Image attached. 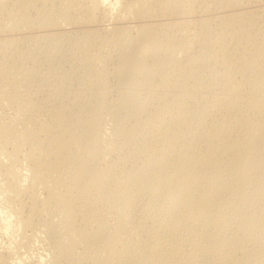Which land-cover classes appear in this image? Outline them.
<instances>
[{"label": "bare ground", "instance_id": "obj_1", "mask_svg": "<svg viewBox=\"0 0 264 264\" xmlns=\"http://www.w3.org/2000/svg\"><path fill=\"white\" fill-rule=\"evenodd\" d=\"M50 1L0 0V33L15 29V24L17 25L18 23H14L9 17L2 19L1 14H6L7 11L11 14L9 9L12 7L20 10L27 9L26 11H28L31 7L33 9V6L37 3H41L44 6L43 9H46L43 12L49 10L55 14V12L59 11L65 15V19L69 23H88L89 26L92 25V27L96 26L97 28H88L87 30L84 28L74 40L75 51L69 55L76 61L75 64L78 70L76 68V71L73 69L74 75H71L72 73L64 74L65 71L61 72L53 67L55 70L52 69L54 71L53 75L57 78L56 80L46 78L45 74V77L38 79L36 77L38 74H36L32 64L34 60L30 62L24 61L26 57L18 56V51L16 52L18 49L14 50L17 47L12 48L10 51L9 47L11 45L9 47L8 45L11 39H7L8 36L6 38L2 37L3 41L0 40V143L3 147H9V150L5 148L7 151L5 150L4 157L0 158V167L8 166L6 167L7 170L4 167L6 171H4L2 176H5V181H7L6 185L9 192V194L7 193V203L15 206V210H9L10 212L0 210V214H5V217L0 216V227L2 228L0 229L9 230L10 232L12 227L16 226L17 221L14 222L13 218L17 220L16 215L20 216L18 215L20 210L18 205L20 206L21 204L22 206L21 199L26 195L28 200L30 197V203L32 202V205L30 204L32 207H29L30 209L32 208L31 213L36 215L39 210H42L43 212H51L58 217V222L56 221L57 223L55 224L47 221L39 225L37 221L36 226L34 225L35 221L32 219L34 215L32 218L27 216L21 220L20 218L18 219L19 225L25 227L34 226L35 232L38 231V234L39 232L45 234V239H48L49 248L52 252L62 253L66 255L65 257L69 256L71 258H75L74 255L76 254L77 260L84 262V264H147V262L142 261L132 263L130 262L132 258L130 261L128 259L127 261L125 259H123L124 261L120 260V258H123L121 256L124 252L132 253L131 250L134 249V243L137 241L131 238V235H128L130 239L125 235L126 232L129 233L127 229V223L130 220L128 215L132 213L135 220H137L134 222L135 224L142 218L147 220L145 217L149 216V213L153 212L154 209L159 208V202L154 204L155 201L159 200L162 204L161 212L165 213L162 214L167 216L168 222L165 220V224L163 220L165 225L162 226V222L158 220L160 218L156 219L155 231L158 235L157 238L162 236L164 240L162 243L160 237L159 242L162 243L160 247L155 242L157 247L160 248L159 251L157 250L158 253L150 254V245L148 254L145 252L146 256L150 257V255H153V257H156V264H264V248L262 246L258 247L261 250L260 256L255 257L251 252L254 247H257V243L261 242L259 240L260 232L251 230L254 231L252 232L254 238L250 239L248 237L249 240L246 238L244 240L243 236L237 238L232 235L234 232H238L237 230H241L244 233L249 229L248 226L242 223H238V225L240 224L238 227L236 225L233 229L231 228V232H228V229L225 228L228 232V237L232 236L223 240V244L220 243L222 244L220 245L221 247L218 245L220 248L216 246V243L209 244V241H206V243H203L205 244L204 246L202 244L203 247L198 245L202 248L200 251L197 246L199 248L197 251L198 257L196 256L195 259L190 258L188 261L185 260L187 257L185 259L182 257L186 254V251L181 256H174L177 250L173 254V248L180 249L181 245L179 244L180 247H178L177 242L174 245L172 240L168 239L170 235L176 234L174 232L184 229L185 227L183 226L185 225H188L187 230L190 225L196 227L195 223L199 222L204 225L203 228L205 226L218 227L216 221L219 215L218 212H221L218 208H221L220 206L224 202L221 203L222 201L220 202L217 199L221 194V189L226 186L224 182L225 184H231V181L229 183L225 181L226 177L221 172L224 170H222V167L220 169V167L216 166L218 163H223L228 157L230 159V156L236 158L240 151L245 150V152L243 151L244 153L248 152L249 155L251 154L253 164L252 162L250 164L258 166L257 172L260 171L259 168L264 169L263 28L255 26L258 29H262L261 36L257 34L256 36L254 33V35L248 34L251 21L250 25H246L247 29L249 27L247 32L244 29V24L247 21L243 23L244 26L242 22L247 17L248 12L242 8L240 1L239 3L236 2L237 7H241L243 10L238 9L235 12L230 11V7L233 8L234 5L232 0L211 1L213 4L215 2L219 9H222L217 20L221 29L219 28L217 31L212 28V25L210 26L209 20L205 17L198 22V26L196 24L198 17L195 22L190 19L191 16L188 13L190 11L193 13L195 8L194 3H191L193 0ZM202 6L206 7V4ZM26 11L25 13H27ZM200 11L202 12V10ZM25 13L22 11V14ZM185 13L189 17L185 16ZM43 14H45L44 22L49 26L55 27V24L59 20L61 21L58 13V18L46 16V12ZM193 15L195 16V14ZM164 17H167L166 19H169V21L170 19L171 21L174 19V21H166ZM104 18L106 21L111 22L112 20V24L109 26L104 25V23L99 24L101 22L100 19L103 20ZM156 18L163 20L157 23ZM132 19H136L137 24L130 26L128 23ZM4 21L5 23H3ZM155 21L157 24L154 23ZM253 25H255V22L251 26L254 27ZM20 26L23 27L22 24ZM254 30L257 33L256 29ZM258 32L260 31L258 30ZM75 34L77 35L78 33L75 32ZM247 36L250 37V40L247 39ZM21 41L20 39L18 43H23L24 40ZM69 42H71L70 39ZM44 43L45 41H43ZM46 43L49 45V41ZM44 45L46 47L47 44ZM50 45L52 44L50 43ZM102 47L109 49V52L106 50L108 54H103ZM65 48L67 47L65 46ZM58 49L54 50L53 56L57 57L55 54L57 53L58 55L61 52ZM34 52H36V49ZM40 53L38 51L34 59L39 57ZM66 53L63 55L61 53L60 58L66 57ZM19 54L23 55V53ZM31 58L33 59V57ZM41 62L43 61L41 60ZM65 62L67 61L65 60ZM59 64L58 66L62 65V63L61 65ZM35 67L37 68V66ZM41 67H43L42 64ZM79 69L81 71L77 73ZM70 70L72 71V68ZM81 72L83 73L79 76ZM237 74L241 76L240 79H237ZM49 75L51 76L50 72ZM109 75L115 78V80L111 79L115 82L111 86L112 89L107 88L109 83L106 78L108 79ZM59 78L63 80L62 83H58ZM216 82L221 83L218 87L219 94L216 96L212 94V98L208 99L207 97L205 99L207 94L205 91L208 88L212 91L215 88L212 89L211 87L215 85L217 88L218 84ZM63 84L66 85L67 90L65 95L62 91L63 101L61 102L60 99L62 97L59 92ZM70 86H74V92L72 91V93L68 90ZM58 88L57 93L56 90ZM108 90H115L117 99L116 104L114 103L115 105H112L110 110L113 118H115L111 130L107 134L105 124H102L104 118L101 119L103 116L101 115L100 117L99 112H97L99 108L97 102L100 97L102 98V95L104 97L109 92ZM208 91L211 92L210 90ZM200 92H205V94L203 93L204 95L198 97L197 93ZM86 103H93L95 110H89L88 114L83 113ZM100 104L102 103L100 102ZM8 106H14V108H11H13L12 113L17 110L16 114L14 113L15 115L12 113L11 116L8 115L11 112V108L9 112H4ZM93 107L91 106L92 109ZM70 108H72L71 110L74 109L73 112ZM14 109L16 110L14 111ZM86 109L88 108L86 107ZM42 113H45L47 117L44 118ZM109 126L111 125L109 124ZM3 147L1 149L0 146V150H3ZM22 151H25L23 158H21ZM3 152L0 151V154ZM108 155L111 157L110 162L107 160ZM227 166L229 167V164ZM242 168L244 167L241 166L240 169ZM244 169V177L249 179L247 177V169ZM230 170H228V173L232 172ZM233 170L235 171V168ZM250 170L247 171L250 172ZM239 173L238 171L237 175ZM228 176L230 177V174ZM235 178H238V176L233 178L236 181ZM238 179H240V174ZM5 181H2V184H5ZM25 182H27V185ZM223 185L224 187L221 188ZM245 185L247 184L245 183ZM252 185L255 186L256 184H251L250 186ZM229 186L228 189L231 187ZM256 187L255 189L252 187L255 192L257 191ZM259 187L258 189L260 190L262 187ZM39 188L42 189H40L42 191L40 194L45 193L42 198L38 197L39 192H36ZM246 191L248 192V189ZM3 193L5 194L6 192L4 191ZM262 193L263 195L260 192L262 198H259L263 201L264 186ZM228 194L230 193L228 192ZM254 194L256 195V193ZM223 196L227 197L228 195ZM254 197H251L253 201ZM113 204L119 205V208L121 206L125 215L121 216L123 212L119 210L120 215H116V210L111 209ZM155 205L157 208H155ZM225 205L222 207L225 208ZM3 206L0 208H3ZM114 208L116 209L117 207ZM239 208L241 209V206ZM230 210H233V208H230ZM42 211L40 213H43ZM157 211L156 213H158ZM22 213L24 214V211ZM228 213L230 214V212ZM235 214L237 216V213ZM57 217H54V219H57ZM154 218L152 217V219ZM253 218L257 227L264 229V206L262 208L259 207L254 212ZM150 220L148 219V221ZM139 224L141 226V222ZM197 227L198 229L201 228ZM135 228H138L140 232L143 231L141 229H144V227ZM225 229L221 230L226 232ZM1 230L0 238L3 235ZM205 230L207 231V229ZM17 231L15 230V232ZM151 231L154 230L152 229ZM206 231L203 233V239ZM147 232H145L146 237L149 238ZM152 233L149 235H152ZM197 233H199L198 230ZM197 233L195 232L196 235ZM227 234L224 235L226 236ZM238 234L241 236L239 232ZM198 235L200 243V237L202 236H200V233ZM245 235L244 237L248 236ZM186 236L188 238V235ZM207 236L209 240L211 236L206 235V238ZM218 236L220 237L221 235ZM190 237H192V234ZM14 238L16 240V237ZM187 238L182 237L185 240ZM214 239L217 240L216 237ZM138 241V243L142 244L140 240ZM207 243L208 245H206ZM140 244H138L137 248H139ZM191 244L193 245V240ZM195 246L193 245V247ZM76 247L80 248V251H75ZM154 247L152 246V249ZM9 248L10 246H6V250H0V264H24L26 260L21 257L22 254L19 256V253L17 257H13L9 252ZM145 249L147 250L148 248ZM138 250L135 251L137 252ZM141 250V253L146 251ZM256 250L258 249L256 248ZM151 251L152 253L155 252ZM180 252L182 250H178L177 253L179 254ZM211 255H215L213 258H218L217 261L210 259ZM59 258L61 257L59 256ZM74 258L71 260L76 262ZM140 259L143 258L140 257ZM133 262H135L134 259Z\"/></svg>", "mask_w": 264, "mask_h": 264}, {"label": "rangeland", "instance_id": "obj_2", "mask_svg": "<svg viewBox=\"0 0 264 264\" xmlns=\"http://www.w3.org/2000/svg\"><path fill=\"white\" fill-rule=\"evenodd\" d=\"M50 1V0H49ZM79 1V0H78ZM201 1H202V3H201ZM208 0H198V2H200L199 4H198V2H197V0H193V2H191L192 4L194 3V7L195 8H197V9H195L194 8V10H193V13H192V11H190L188 14H190L189 16H191V18L190 19H192L194 22H195V20L197 19V17H198V19L196 20L197 21V26H198V22H200L201 20H202V18H207L209 21V23H210V26L212 25V28L215 30L216 29V31L217 30H219V28L221 29V27L220 26H218V23H217V20H218V17H220L219 15L221 14V11H222V9H219V7L217 6V5H215V2H214V4H213V2L211 3V1H214V0H209V2H207ZM233 2H234V5H233V8L232 7H230V11H232V12H235V11H237L238 9H244L246 12H248L247 13V17L243 20V22H242V25H243V23H245L246 21V23H248V24H244L243 26L245 27L244 29L248 32V29H249V27H248V29H247V26L246 25H250V21H251V25L255 22V25H253L254 27H252L251 25H250V29H249V32H248V34L249 35H258V36H261V30L262 29H258L257 27H255V26H260V28L262 27L263 28V30H264V0H232ZM239 1L242 3V5L241 6H243L242 8L240 7V8H238L237 6V3H239ZM51 3H52V1H50ZM197 2V3H196ZM205 2V4H206V7L204 8L202 5H205V4H203ZM237 2V3H236ZM8 3H10V2H8ZM196 4V5H195ZM200 4H202V5H200ZM208 4V5H207ZM36 5H39V6H36ZM40 5H41V3H37V4H35V6H33V9H32V7L30 8V10L28 9V11H26L27 9H25V10H20V9H17L16 7H12L11 9H9V12H11V14L10 13H8V11L6 12V14L5 13H3V14H1V17H3L2 19H4V17H5V19H6V17H9V18H11V20L12 21H14V23H16V22H18L17 23V25L15 24V26L17 27H15V29H13V30H10L9 32L7 31V32H4V33H6V34H4V33H0V40L1 41H3L4 39V37L6 38L7 36V39L8 38H10L11 39V41H10V43H9V45H8V47L11 45V47H9V50L11 51L12 50V48H14V47H17V48H14V50H16V49H18V50H16V52H17V54H18V56H20V57H22V58H24V57H26L25 58V60L24 61H28V62H30V61H33V66H34V68H35V70H36V74H38V75H36V77L38 78V79H41L42 77H45V75H46V78H51V79H57L56 77H55V75H53L54 73V71L55 70H60L61 72H64V74H66V73H68V74H71V75H74L73 74V71L75 70L76 71V69H77V66H76V61L72 58V57H70V55L75 51V43H74V40L76 39V37L80 34V32L82 31V30H84V28H85V30H87L88 28H92V29H94V27H96V26H93L92 27V25H90L89 26V24L88 23H80V22H77V23H69V21L67 20V19H65V15H63V14H61L59 11L56 13L55 12V14H54V12H50L49 10H47V11H44V12H46V16H49V17H53V18H58L57 17V15L59 16V18H61V21L59 20V22H57L56 24L58 25H56L55 24V27H53V26H49V25H47L45 22H44V19L43 18H45V14H43L44 12H43V10H46V9H43L44 8V6H42L41 5V7H40ZM209 5H211V6H209ZM212 5H215V6H212ZM198 6V7H197ZM200 6V7H199ZM202 6V7H201ZM208 6V7H207ZM36 9H38V10H36ZM212 7V8H211ZM246 7V8H245ZM199 8H200V10H202V12L199 10ZM201 8H203V9H201ZM237 8V9H236ZM15 9H17V10H15ZM32 9V10H31ZM41 9V10H40ZM205 9V10H204ZM242 9V10H243ZM199 10V11H198ZM218 10V11H217ZM241 10V11H242ZM22 11H23V13H25V11L27 12V13H25V14H22ZM40 11V12H39ZM42 11V12H41ZM194 11H196V12H194ZM19 12H21V13H19ZM201 12V13H200ZM207 12V13H206ZM213 12V13H212ZM8 13V14H7ZM14 13V14H13ZM42 13V14H41ZM51 13V14H50ZM199 13V14H198ZM50 14V15H49ZM54 14V15H53ZM188 14L187 13H185L184 15L185 16H188ZM192 14V15H191ZM193 14H195V16L193 15ZM203 14V15H202ZM3 15V16H2ZM11 17H10V16ZM14 15V16H13ZM22 15V16H21ZM24 15H26V16H24ZM44 15V16H43ZM60 15H62V16H60ZM259 15H260V17H259ZM263 17H262V16ZM17 16V17H16ZM24 16V17H23ZM43 16V17H42ZM188 16V17H189ZM250 16V17H249ZM252 16V17H251ZM14 17V18H13ZM255 17V18H254ZM262 17V18H261ZM17 18V19H16ZM23 19L22 20V22H20L21 21V19ZM67 18V17H66ZM165 19L167 18V17H164ZM195 18V19H194ZM215 18V19H214ZM249 20H248V19ZM250 18H251V20H250ZM42 19V20H41ZM64 19V20H63ZM105 19V18H104ZM102 20V19H100V21L102 22H100L99 24H103L104 23V25H110V24H112V20H111V22L110 21H106V19L105 20ZM200 19V20H199ZM247 19V20H246ZM17 20V21H16ZM19 20V21H18ZM29 23V25H28V23L26 22V21ZM67 20V21H66ZM155 20H157V23L158 22H160V21H162L160 18H156ZM199 20V21H198ZM252 20H255V21H252ZM166 21H169V19H166ZM170 21H171V19H170ZM169 21V22H170ZM174 21V19H172V21L171 22H173ZM257 21V22H256ZM63 22V23H62ZM3 23H5V21L3 22ZM23 25V27L25 28H23L22 26H20L21 24ZM44 23V24H43ZM61 23V24H60ZM137 24V22H136V19L134 20V19H132V20H130V22L128 23V25H130V26H132V25H134V24ZM154 23H156V21L154 22ZM156 23V24H157ZM27 24V25H26ZM60 24V25H59ZM73 24V25H72ZM127 24V23H126ZM135 24V25H136ZM80 25H81V27H80ZM118 25H121V24H118ZM46 26V27H45ZM58 28H57V27ZM77 26H79V27H77ZM217 26V27H216ZM21 27V28H20ZM67 27V28H66ZM103 27V26H102ZM53 28V29H52ZM55 28H57V29H55ZM97 28V27H96ZM95 28V29H96ZM195 28H197V27H195ZM251 28H253V29H251ZM45 29V30H44ZM48 29V30H47ZM67 29V30H66ZM254 29H256V31H257V33L255 32V30ZM244 30V31H245ZM258 30L260 31V32H258ZM22 31V32H21ZM24 31V32H23ZM27 31V32H26ZM31 31V32H30ZM174 31V30H173ZM245 31V32H246ZM254 31V32H253ZM69 32V33H68ZM71 32V33H70ZM74 32V33H73ZM75 32L76 33H78L77 35L75 34ZM245 32H244V35H245ZM51 33V34H50ZM63 33V34H62ZM65 33H66V36H65ZM254 33V34H253ZM258 33H260V34H258ZM4 34V36H2ZM58 35V36H56V35ZM68 34V35H67ZM70 34V35H69ZM74 34L76 35L75 36V38L73 37L74 36ZM247 34V33H246ZM49 37H48V36ZM62 35V36H61ZM256 35V36H257ZM18 36V37H17ZM52 36V37H51ZM54 36V37H53ZM56 36V37H55ZM65 36V37H64ZM246 36V35H245ZM3 37V38H2ZM47 37H48V39H47ZM52 38V42H51V38ZM62 37V38H61ZM248 37V36H247ZM246 37V38H247ZM57 40H56V39ZM68 38V39H67ZM3 39V40H2ZM9 39V40H10ZM18 39H19V41H20V39L23 41V43H18L19 41H18ZM63 39H64V41H63ZM69 39H70V41L71 42H69ZM247 39H249L250 40V37H248ZM15 40H17L16 42H15ZM49 41V45H48V43H46V42H48ZM54 40H55V42H54ZM12 41H13V44H12ZM21 41V42H22ZM40 43H39V42ZM43 41H45V43L44 44H47L46 45V47H48V48H50V46H51V48L50 49H48V48H46V47H44L45 45L43 44ZM73 41V42H72ZM54 42V43H53ZM61 42V43H60ZM15 43H16V45H15ZM18 43V44H17ZM50 43L52 44V45H50ZM64 43V44H63ZM71 43V44H70ZM21 44V45H20ZM23 44V45H22ZM40 44V45H39ZM44 46H43V45ZM54 44V45H53ZM60 44V45H59ZM62 44V45H61ZM69 44H70V46H69ZM15 45V46H14ZM39 45V46H38ZM41 45H42V47H44V48H42L41 47ZM59 45V46H58ZM18 46H20V47H18ZM54 46H57V47H54ZM65 46L67 47V48H65ZM73 46V47H72ZM40 47H41V49H40ZM54 47V48H53ZM65 49H64V48ZM20 48V49H19ZM21 48H22V50H21ZM53 48V49H52ZM59 48V49H58ZM62 48V49H61ZM33 49V50H32ZM35 49H36V52H34L35 51ZM41 51H40V50ZM43 49V50H42ZM48 49V50H47ZM56 49H58V50H60L59 52L60 53H58V55H57V53L55 54L57 57H55V56H53V53H54V50L56 51ZM19 50H21V51H19ZM24 50V51H23ZM28 50H30V51H28ZM39 52H43L42 53V55H41V53L39 54V57H36L35 59H34V57L35 56H37L36 55V53L38 54V51ZM49 50H51L50 52H49ZM106 50L109 52V49L107 48V47H102V52H103V54L104 55H106V54H108V52H106ZM193 50V49H192ZM191 50V51H192ZM197 50V49H196ZM196 50H194L195 52H197ZM28 51V52H27ZM44 51L46 52L45 54L47 55H45L44 54ZM48 51V52H47ZM64 53H66V57L65 56H63L62 58H60L61 57V53H62V55L64 54ZM69 51V52H68ZM105 51V52H104ZM254 51V50H253ZM52 52V53H51ZM15 53V52H14ZM19 53H23V55L22 54H19ZM26 54V56H25V54ZM71 53V54H70ZM46 56V58H45V56ZM49 54V55H48ZM70 54V55H69ZM33 55V56H32ZM52 55V56H51ZM69 55V56H68ZM24 56V57H23ZM30 56V57H29ZM40 56H42V57H40ZM49 56V57H48ZM20 57H19V59H20ZM30 59H29V58ZM31 57H33V59L31 58ZM44 57V58H43ZM59 57V58H58ZM28 58V59H27ZM50 58V59H49ZM66 58V59H65ZM32 59V60H31ZM36 59H38V60H36ZM39 59H41L43 62H41V60L39 61ZM50 61H48V60ZM55 59V60H54ZM57 59H58V61H57ZM55 61V62H52V61ZM64 60V61H63ZM65 60L67 61V62H65ZM35 61H37V63H35ZM46 61V62H45ZM48 61V62H47ZM71 62V63H70ZM47 63V64H46ZM49 63H50V65H49ZM59 65H61V63H62V67L61 66H58V64ZM69 63V64H68ZM74 65H73V64ZM40 64V66H38ZM41 64L43 65V67H41ZM55 64V65H54ZM56 64H57V67H56ZM65 64V65H64ZM68 64V65H67ZM46 65V66H45ZM35 66H37V68H38V72H37V68L35 67ZM45 66V67H44ZM48 66V67H47ZM71 66V67H70ZM41 67V68H40ZM53 67L55 68V70L53 69ZM61 67V68H60ZM51 68V69H50ZM72 68V71L70 70ZM76 68V69H75ZM40 69H41V71H40ZM54 71H53V70ZM74 69V70H73ZM50 70V71H49ZM58 70V71H59ZM78 70V69H77ZM81 71V69H79V71H77V73H79ZM82 71H83V69H82ZM41 72V73H40ZM49 72H50V74H51V76L49 75ZM82 73L83 72H81L80 74H79V76H81L82 75ZM45 74V75H44ZM43 75V76H42ZM48 75V76H47ZM78 76V77H79ZM238 78L237 79H240V77L241 76H239L238 74L236 75ZM41 77V78H40ZM53 77V78H52ZM51 79H49V80H51ZM110 79V80H109ZM111 79H114L115 80V78L113 77L112 78V76L111 75H109L108 76V79L106 78V80L108 81V85H107V88L109 87L110 89H112V85H114L115 84V82H114V80H111ZM106 80H105V82H106ZM63 82V80H61L60 78H59V80H58V83H62ZM107 83V82H106ZM218 85H217V88H216V85L215 86H213V87H211L212 89L213 88H215V89H213L212 91H211V89H207L205 92L207 93L206 95H205V99H207V97H208V99L211 97L212 98V94L214 95V96H216V95H218L219 94V92H218V90H219V86H220V82H216ZM215 83V84H216ZM64 85L65 84H63L62 85V87L60 88V92H59V94H60V96L62 97V91H63V93H64V95L66 94L65 93V91L67 90V88H66V85H65V87H64ZM70 88H71V90H70ZM70 88L68 87V90H69V92H71L72 93V91L74 92V86H70ZM61 89H63V90H61ZM217 89V90H216ZM58 90H59V88L56 90V92L58 93ZM208 90H210L211 92H209ZM215 90V91H214ZM109 91V90H108ZM217 91V92H216ZM205 92H203L204 94H205ZM208 92H209V94H208ZM214 92V93H213ZM115 93H117L115 90H110L109 92H107V94L103 97V95H102V98L100 97V99H99V101L97 102V105H98V111L97 112H99V115H100V117H101V115L103 116L101 119H103L104 118V120H102L103 121V123L102 124H105L104 126H105V130H106V132H107V134L109 133V131L111 130V128H112V125H113V123H114V118H113V114L111 113V107H112V105L114 106L115 104H116V97H117V94H115ZM202 92H200V93H197V95H198V97H200V95H204L203 93L201 94ZM216 93V94H215ZM116 95V96H115ZM211 95V96H210ZM58 96V95H57ZM108 96V97H107ZM42 98V97H41ZM110 98V99H109ZM63 97L60 99V101L62 102L63 100ZM106 99V100H105ZM101 100V101H100ZM108 100V101H107ZM110 100V101H109ZM103 101V102H102ZM65 102H67V101H65ZM100 102L102 103V104H100ZM113 104H112V103ZM100 104V106H99V104ZM110 103V104H109ZM115 103V104H114ZM93 107L94 105H93V103H86V105L84 106V110H83V113H87L88 114V112H90L91 110H95V108L93 107V109L91 108V106ZM106 105H107V109H106ZM89 106V107H88ZM105 106V107H104ZM11 107H13L14 108V106H8V107H6V109L4 110V112L6 113V111L7 112H9V109L11 108ZM86 107L88 108V109H86ZM104 107V108H103ZM109 107V108H108ZM13 108H11V112H9L8 113V115H10L11 116V113H12V110H13ZM72 108H70V110H71ZM103 109V110H102ZM108 109H109V111H108ZM16 109H14V111H15ZM74 110V109H73ZM73 110H71L72 112H73ZM90 110V111H89ZM102 113H101V112ZM16 112H17V110H16ZM16 112H13L12 114L13 115H15L16 114ZM108 112V113H107ZM110 112V113H109ZM15 113V114H14ZM109 114V115H108ZM112 114V115H111ZM12 115V116H13ZM42 116L44 117V118H46L47 117V115H45V113H42ZM106 116V117H105ZM111 118V119H110ZM110 119V120H109ZM108 121H110V122H108ZM113 121V122H112ZM112 123V124H111ZM109 124L111 125V126H109ZM108 129V130H107ZM108 136V135H107ZM1 144V143H0ZM1 146V149H2V144L0 145ZM7 150H9V147H3V150H0L1 152H3L2 154H0V158H3L4 157V153H6L5 152V150L6 149ZM6 150V151H7ZM244 152H245V150H243ZM243 151H240V153L236 156V158L234 157V156H230L231 158H232V160H231V158L229 159V157H228V159H226V160H221V161H223V163H227V164H229V167L227 166V164H226V166H225V164H223L222 162L221 163H218V164H220V165H216L218 168L220 167V169H222V170H224V171H221V172H223L222 174L226 177V179L224 178V176H223V178L225 179V181L227 182L228 181V183L231 181V184H234V185H231L230 183L229 184H225V182H224V185H226L225 187H224V185L221 187V188H223V189H221V194L218 196V201H222L221 203H223V205H225L224 207L225 208H223L222 206H220L221 208H218V209H220V211L221 212H218V217H217V224H218V227H216V226H212V227H207V226H205L204 228H203V226L204 225H202V223L201 222H199V223H195V226L197 227V226H199V227H201V225H202V229L201 228H199L198 229V227L196 228V227H194V225H190L189 227H188V230H189V233H188V230H187V226L188 225H185V226H183V227H185L184 229L182 228V230L181 231H178V232H174V233H176L175 235H170V238L168 237V239L170 240H172V242L174 243V245H176V242H177V246L178 247H180V245H181V247H180V249L178 248V249H176V248H173V251H172V253L174 254L175 252H176V250H177V252H178V250L180 251V250H182V252H180L179 254L176 252V254H174V256H181V255H183V254H185L184 253V251H186V254L185 255H183L182 257H184L183 259H185L186 257H187V259H185L186 261H188V259L190 260V258H192V259H195V257L197 256L198 257V253H197V251H198V249L200 248V247H203L205 244H203V243H206V241H209V244L210 243H216V246H220V245H222L223 244V240H225L226 238H229L230 236H234V237H237V238H240V237H242L243 236V239L245 240V238L247 239V240H249V238L251 239V238H254V236H253V233L252 232H254V231H251V230H255V231H257V232H260V234H261V236L259 237L260 239L259 240H261V242H262V244H260L261 242L259 241V243H257V247H254L252 250L253 251H251L253 254H254V256L256 257H258V256H260L259 254L261 253V250H259V248L258 247H260V246H262V248H264V229H259L258 227H257V224L253 221L254 220V218H253V214H254V212H256L257 211V209L260 207V208H262L263 206H264V200L262 201L260 198H262V195H263V184H264V169H262V168H259V172H257L258 171V166H256V165H252L253 164V161H252V158H251V154L249 155V153L248 152H246V153H244ZM242 152V153H241ZM22 153V155H21V158H23V156H24V153H25V151H22L21 152ZM4 154V155H3ZM240 154H242V155H240ZM247 154V156H245ZM240 155V156H239ZM250 157H249V156ZM110 155H108L107 156V160L109 161L110 159H111V157H109ZM242 156V157H241ZM238 157V158H237ZM245 157H248V158H250L249 160H248V158H245ZM242 158V159H241ZM245 158V160H243ZM235 159V160H234ZM237 159V160H236ZM242 161V163H241V161ZM246 160H248V161H246ZM226 161V162H225ZM228 161H230V163H228ZM238 161V162H237ZM110 162V161H109ZM238 164H237V163ZM252 162V164H250ZM235 163V164H234ZM239 163H241V164H239ZM250 164V165H248V164ZM224 165V166H223ZM236 165H238L239 166V169H238V166H235ZM244 165V166H243ZM245 165H247V166H245ZM232 166V167H231ZM234 166V167H233ZM244 167V168H246L248 171H249V169H251L250 170V172H251V174H250V172H248L247 170H246V172H247V177L249 178V179H247V178H245L244 177V173H245V169L244 168H242V169H240V167ZM4 167L6 168V167H8V166H6V165H4ZM4 167L2 166V167H0V168H2V169H0L1 171V174H0V177H1V179H0V191L1 190H3V189H5V190H3L2 192H0L1 194V196H0V204H2V205H0V207L1 206H3L4 205V203H5V207L3 206V208H0V210H3L4 212H10L9 210H15V206L14 205H12V204H8L7 203V201H8V195H7V193L9 194V192H8V187H7V181H5L6 180V178H5V176H2L3 174H4V171H6L7 170V168H6V170L4 169ZM222 167V168H221ZM225 167V168H224ZM256 167V168H255ZM231 169L230 171H232L231 173L229 172L228 173V170L229 169ZM235 168V171L233 170ZM238 170H237V169ZM227 169V170H226ZM244 169V170H243ZM252 169H254V170H256V171H254V170H252ZM237 170V171H236ZM242 170V171H241ZM234 171V172H233ZM238 171L240 172L239 174H240V179H238L239 178V174L237 175V173H238ZM255 173H254V172ZM3 172V173H2ZM236 172V173H235ZM242 172V173H241ZM252 172H253V175H252ZM257 172V173H256ZM233 173H235L234 175H233ZM250 174V176H248L249 174ZM230 174V177L228 176ZM256 174V175H255ZM238 176V178H235L236 179V181L233 179L234 177H237ZM227 176H228V180H227ZM234 176V177H233ZM232 177V178H231ZM251 177V178H250ZM255 177V178H254ZM242 178H243V180H242ZM247 179L246 181H245V179ZM254 178V179H253ZM230 179V180H229ZM251 180H253V181H255L254 183L251 181ZM2 181H5L4 183L5 184H2ZM234 181H235V183H234ZM249 181H251V182H249ZM249 183V186H248V183ZM245 183L247 184V185H245ZM262 183V184H261ZM25 184L27 185V182H25ZM251 184H256L255 186H250ZM5 185H6V187H5ZM230 187L229 189H228V186ZM243 185H244V187H243ZM257 185H262V186H260V187H262L260 190L258 189V187H256ZM249 187V188H248ZM251 187V188H250ZM252 187H254L253 189H255V187H256V189H257V191L255 192L253 189H252ZM259 187V188H260ZM226 188V189H225ZM41 188H39L36 192L38 193V197L40 196L41 198L45 195V193H41L40 194V192H42L41 190H40ZM227 190V191H225V190ZM243 189H245V190H243ZM248 189V192L246 191ZM223 190V191H222ZM250 190H252V191H254V192H251ZM6 192L5 194H6V196H5V194L3 193V192ZM245 191V193L243 194V192ZM261 192V194H260V192ZM44 192V191H43ZM225 192H227V193H225ZM228 192L230 193V194H228ZM232 192V193H231ZM247 192V193H246ZM249 192H251L252 193V196H251V193H249ZM36 193V194H37ZM254 193H256V195L254 194ZM259 194V196H257L258 194ZM2 194H3V196H2ZM43 194V195H42ZM228 195L227 197L226 196H223V195ZM233 194V195H232ZM250 194V195H249ZM222 195V196H221ZM5 196V197H4ZM229 196H230V198H229ZM243 196H245V197H243ZM250 196V197H249ZM255 196V197H254ZM4 197V198H3ZM7 197V198H6ZM27 196L25 195V196H23V198L21 199V202H22V206H21V204H20V206L18 205V207H19V209L21 210V212H20V210H19V212H18V215H20L19 217L16 215V217L19 219L20 218V220L22 219V218H26L27 216H29L30 218H32V216H33V220L35 221H33L35 224V226H36V224L38 223L39 225H42V223H45V222H47L48 221V223L49 222H53V224H55V223H57L58 221V217L55 215V214H53V213H51V212H47V211H42V210H39V212L38 213H36V215H35V213L33 214V213H31V210H32V208L30 209L29 207H32L31 205H32V202L30 203V197H29V200L26 198ZM223 197V198H222ZM224 197H226V198H224ZM254 197V201H253V199L252 198ZM258 197V198H257ZM260 197V198H259ZM3 198V199H2ZM26 200H25V199ZM224 199V200H223ZM256 199V200H255ZM26 202H28V203H26ZM227 200H228V202H227ZM229 200H231V202H229ZM250 200H252V201H250ZM6 201V202H5ZM259 201H261V202H259ZM159 202V203H158ZM226 202V203H225ZM25 203V204H24ZM155 203H158V204H156V205H158V207L159 208H157V206L155 205V208H157V209H154V211L153 212H150L149 213V216H147V217H145L147 220H143V218L141 219V220H138V222H136L137 224H138V226H137V224H135L134 222L135 221H137V220H135V217L132 215V213L131 214H129L128 216H129V219L131 220H129V222L127 223V229H128V231H129V233H125V235H126V237L128 236V235H131L130 237L131 238H133V239H135V241H133V242H135L134 243V249H132L131 251H132V253H126V252H124L123 253V255H126V256H121V257H123V258H120V260H123V259H125L126 261H127V259H128V261H130V259H131V261L130 262H132V263H136L137 261L138 262H147V264L149 263V264H151V263H155L156 264V257L154 256L153 257V255H150V257H153V258H150L148 255L146 256V254H148V252L150 251V254H156V252H157V250L159 251V249L160 248H158L157 247V244L156 243H158L159 245V247L162 245V243H163V240L164 239H162L163 237L162 236H159L158 238H157V233H156V231H155V229H156V224L157 223H155V221H156V219H158V218H160V219H158L160 222H162L161 224H162V226H164L165 224H166V221H167V216H165V215H163V214H165V213H163V212H161V209H162V204H161V202L159 201V200H157V202L155 201L154 202V204ZM263 203V204H262ZM6 204H8V205H6ZM31 204V205H30ZM229 204H232V205H229ZM255 204H257V205H255ZM115 205V206H114ZM161 205V206H160ZM228 205V206H227ZM236 205V206H235ZM239 205V206H238ZM261 205V206H260ZM10 206V207H9ZM227 206V207H226ZM230 206V207H229ZM235 206V207H234ZM241 206V209L239 208ZM257 206V208H255ZM8 207V208H7ZM12 207H14V208H12ZM114 207H117L116 209L114 208ZM161 207V208H160ZM238 207V208H237ZM22 208V209H21ZM120 208H121V210H120ZM120 208H119V205H117V204H113V208L111 207V209H113V210H116L115 212H113V213H115L116 215H120V212L123 210L122 209V207L120 206ZM230 208H233V210H230ZM255 208V209H254ZM223 209V210H222ZM236 209V210H235ZM243 209V210H242ZM253 209H254V211H253ZM120 212H119V211ZM156 210H158L157 212L158 213H156ZM225 210V211H224ZM240 210H241V212H240ZM24 211V214L22 213ZM43 212V213H40V212ZM118 211V212H117ZM160 211V212H159ZM226 211H228V212H230V214L228 213V212H226ZM234 213H233V212ZM236 211V212H235ZM244 211V212H243ZM123 212V211H122ZM222 212H224V213H226V214H223ZM239 212V213H238ZM30 213V215H28ZM40 213V214H39ZM48 213V214H47ZM50 213V214H49ZM113 213H111V214H113ZM160 213V214H159ZM163 213V214H162ZM235 213H237V216H236V214ZM253 213V214H252ZM22 214V215H21ZM25 214H26V216H25ZM52 214H53V216L54 217H57V219L55 218L54 219V217L52 216ZM115 214H113V215H115ZM151 214H152V216H151ZM154 214H156V215H154ZM159 214V215H158ZM41 215V216H40ZM112 215V216H113ZM125 214H124V212H123V214L121 213V216H124ZM132 216V218H131V216ZM224 215H225V217H224ZM0 216H2V217H5V214H0ZM23 216V217H22ZM37 216V217H36ZM111 216V215H110ZM151 216V217H150ZM156 216V217H155ZM159 216V217H158ZM163 216V217H162ZM39 217V218H38ZM44 217H45V220H44ZM114 217V216H113ZM152 217L154 218V219H152ZM165 217V218H164ZM178 217H179V215H178ZM224 217V218H223ZM180 218V217H179ZM16 220V218L14 219L13 218V221L15 222V221H17L16 223V226H14V227H12V230H10V232H9V230H1V233H3V235H2V237L0 238V244L2 245H0V250H6V246L7 247H9L10 246V248H9V252H10V254L11 255H13V257L15 256V257H17V255L19 254V256H21V254H22V258L24 259V260H26V261H24V262H22V263H24V264H78V263H82V264H84V262H81V261H78L77 259L78 258H76V254L75 253H73V254H75L74 256H75V261L76 262H73L71 259H73V258H71V257H69L68 255V257H65L66 255H64V254H62V253H55V252H52L51 250H50V248H49V243H48V239H45L46 238V235L45 234H43V233H40L39 232V234H38V231H36L35 232V230H34V226L33 227H28V226H23V225H19L20 224V222H18L19 220ZM42 219V220H41ZM53 219V221H51ZM148 219L150 220V221H148ZM219 219H220V221H222V222H220L219 221ZM240 219V220H239ZM55 220V221H54ZM165 221V224H164V221ZM38 221V222H37ZM57 221V222H56ZM111 221H112V218H111ZM143 221V222H142ZM153 221V223H151ZM219 221V222H218ZM37 222V223H36ZM141 222V226H140V223ZM159 222V223H160ZM168 222V221H167ZM235 222H237V223H235ZM41 223V224H40ZM145 223H146V225H145ZM152 225H150V224ZM201 223V224H200ZM238 223H242V224H244V225H246V226H248L249 227V229L247 230V231H245L244 233H242L241 232V230H237L239 233H240V235L241 236H239V234H238V232H234L232 235H230L229 237H228V232H231V228L233 229V227H236V225H237V227L240 225H238ZM129 224V225H128ZM198 224V225H197ZM224 224H227V225H224ZM230 224H232V225H230ZM13 225H14V223H13ZM39 225H37L38 227H39ZM134 225V226H133ZM183 225H184V223H183ZM231 227H230V226ZM18 226V227H17ZM21 226V227H20ZM23 226V227H22ZM130 226V227H129ZM146 226V227H145ZM153 226H154V228H153ZM129 227V228H128ZM135 227H141V228H143L144 227V229H141V230H143L142 232H140V230L138 229V228H135ZM148 227V228H147ZM195 229H194V228ZM214 227V228H213ZM228 227V228H227ZM192 228H193V231H192ZM209 228V229H208ZM213 228V229H212ZM217 228H219V229H217ZM228 229L227 231H226V229ZM138 229V230H137ZM147 229V230H146ZM149 229H153L154 231H151V230H149ZM187 230V232H186V230ZM204 229V230H203ZM205 229H207V231L205 230ZM221 229H225V231L226 232H224L223 230H221ZM229 229H230V231H229ZM15 230H18L17 232H15ZM132 230V231H131ZM146 230V231H145ZM196 230V231H195ZM197 230H198V232L200 233V236H202V237H200L201 238V240H200V243H199V239H198V237H199V233H197ZM219 231V233H218V231ZM131 231V232H130ZM147 232L148 233V236H149V238L148 237H146L147 235H146V233L145 232ZM149 231H151V232H149ZM192 231V232H191ZM201 231H202V233H201ZM204 231H206L205 233H206V235H209V237L211 236V238H209V240H208V236H207V238H206V235L204 236L205 238L203 239V233H204ZM209 231V232H208ZM211 231V232H210ZM214 231H216V232H214ZM223 231V232H222ZM250 233H249V232ZM9 232V233H8ZM19 232V233H18ZM136 232V233H135ZM153 232V233H152ZM195 232L197 233V235L195 234ZM212 232H214L213 234H212ZM247 232V233H246ZM6 233V234H5ZM11 233V234H10ZM13 233V234H12ZM24 233V234H23ZM29 233V234H28ZM36 233V234H35ZM139 234V236H138V234ZM144 233H145V236H144ZM152 233V235H149V234H151ZM156 233V234H155ZM179 234V236H177L178 234ZM182 235H181V234ZM32 234V235H31ZM142 234V235H141ZM155 234V235H154ZM184 234H185V236L186 235H188V238H187V236L185 237L184 236ZM191 234H192V237H190L191 236ZM224 234H227L226 236L224 235ZM236 234V235H235ZM242 234H246L245 236H247V237H244V235H242ZM10 235V237H8ZM16 237V240H15V238L13 237ZM193 235H194V238H193ZM218 235H221L220 237L218 236ZM3 236H4V238H3ZM6 236V237H5ZM12 236V237H11ZM18 236V237H17ZM23 236V237H22ZM37 236V237H36ZM133 236V237H132ZM138 238H137V237ZM155 236V237H154ZM173 236V238H171ZM213 236V237H212ZM222 236H223V239H222ZM44 237V238H43ZM130 237L128 236V238L130 239ZM135 237V238H134ZM140 237H142V238H140ZM153 237V238H152ZM160 237H161V239H160ZM176 237H178V238H176ZM182 237H184L185 239L187 238V240H185V239H182ZM195 237H197V239H195ZM216 237V239L219 241H217V240H215L214 238ZM249 237V238H248ZM3 238V239H2ZM9 238H11L10 240H8ZM145 240H144V239ZM181 238V239H180ZM192 238V239H191ZM23 239V240H22ZM28 239V240H27ZM40 239V240H39ZM150 239H152L153 240V242H152V240H150ZM161 240V242L162 243H160L159 241ZM177 239V240H176ZM181 240V242H180V240ZM188 239H189V241H188ZM212 239H213V241H212ZM3 240V241H2ZM42 240V241H41ZM138 240H140V242L142 243V244H140V243H138L139 241ZM155 240H157V241H155ZM170 240V241H171ZM183 240H185V241H183ZM192 240H193V245L195 246V247H193V245L191 244L192 243ZM194 240H195V242H194ZM215 240V241H214ZM14 241V243L12 244V242ZM26 241V242H25ZM144 241V242H143ZM150 241V243L148 244V242ZM187 241V242H186ZM32 242V243H31ZM42 242H43V244H42ZM147 242V243H146ZM156 242V243H155ZM171 242V243H172ZM180 242V243H179ZM184 242V243H183ZM189 242V243H188ZM191 242V243H190ZM30 243V244H29ZM48 243V244H47ZM137 243V244H136ZM170 243V244H171ZM182 243V244H181ZM218 243V244H217ZM220 243H222V244H220ZM138 244H140L139 245V248H137L138 247ZM180 244V245H179ZM184 244H185V246H184ZM190 246H189V245ZM202 244H203V246H202ZM259 244V245H258ZM23 245V246H22ZM45 245V246H44ZM137 245V246H136ZM144 245H146L145 247H144ZM151 247H150V246ZM186 245H187V247H186ZM200 247H199V246ZM206 245H208V243L206 244ZM4 246V247H3ZM47 246V247H46ZM152 246L154 247V249H152ZM184 248H183V247ZM192 246V247H191ZM199 248H198V247ZM218 246V247H219ZM144 247V249H142ZM151 249H150V248ZM221 247V246H220ZM219 247V248H220ZM222 247H225V246H222ZM49 248V249H48ZM77 248L78 247H76L75 248V251H80V248H78V250H77ZM136 248V249H135ZM145 248H148L147 250L145 249ZM157 248V249H156ZM188 248H189V251H188ZM193 248H194V250H196V251H194L193 250ZM197 248V249H196ZM256 248L258 249V250H256ZM27 249H28V251H27ZM137 249H139L138 251H139V253H138V251L136 252L135 250H137ZM146 250V251H143L142 253L140 252V250ZM150 249V250H149ZM155 249H156V251H155ZM202 248H200L199 249V251L201 250ZM22 250V251H21ZM26 252H25V251ZM48 250V251H47ZM141 250V251H142ZM149 250V251H148ZM151 250H153V251H155V252H153L152 253V251ZM192 250V251H191ZM254 250H256V251H254ZM50 251V252H49ZM130 251V252H131ZM191 251V252H190ZM52 252V253H51ZM133 252H134V254H133ZM136 252V253H135ZM145 252H146V254H145ZM191 254H190V253ZM194 252V253H193ZM195 252H196V254H195ZM53 253H55V254H53ZM158 253V252H157ZM189 253V254H188ZM27 254V255H26ZM60 254V255H59ZM128 254V255H127ZM138 256H136V255ZM141 255V256H139V255ZM143 254V255H142ZM195 256H194V255ZM256 254V255H255ZM45 255V256H44ZM61 257V258H59V256ZM62 255H63V257H65V258H63L62 257ZM130 255V256H129ZM131 255H134V256H131ZM145 255V256H144ZM189 255V256H188ZM193 255V256H192ZM129 256V258H127ZM136 256V258H134ZM143 256V257H142ZM54 257V258H53ZM55 257H58V258H55ZM140 257L141 258H143V259H140ZM213 257H215V255H211L210 256V259H215V261H217V259L218 258H213ZM146 258V259H145ZM148 258V259H147ZM150 258V259H149ZM67 260V261H65V260ZM133 259H134V261L135 262H133ZM28 260V261H27ZM57 260V261H56ZM145 260V261H144ZM147 260V261H146ZM31 261V262H30ZM60 261V262H59ZM124 261V260H123ZM151 261V262H150ZM153 261V262H152ZM153 263V264H154ZM86 264V263H85Z\"/></svg>", "mask_w": 264, "mask_h": 264}]
</instances>
